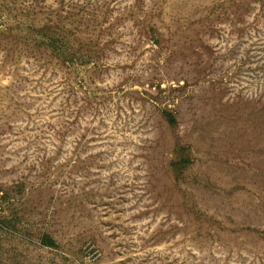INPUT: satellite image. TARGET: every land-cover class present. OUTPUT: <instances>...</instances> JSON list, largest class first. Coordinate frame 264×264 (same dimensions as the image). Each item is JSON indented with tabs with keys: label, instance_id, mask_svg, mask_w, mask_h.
<instances>
[{
	"label": "rangeland",
	"instance_id": "1",
	"mask_svg": "<svg viewBox=\"0 0 264 264\" xmlns=\"http://www.w3.org/2000/svg\"><path fill=\"white\" fill-rule=\"evenodd\" d=\"M0 264H264V0H0Z\"/></svg>",
	"mask_w": 264,
	"mask_h": 264
}]
</instances>
